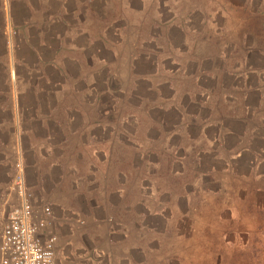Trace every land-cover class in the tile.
<instances>
[{"label": "rangeland", "instance_id": "obj_1", "mask_svg": "<svg viewBox=\"0 0 264 264\" xmlns=\"http://www.w3.org/2000/svg\"><path fill=\"white\" fill-rule=\"evenodd\" d=\"M10 67L0 232L20 162L61 264H264V0H0Z\"/></svg>", "mask_w": 264, "mask_h": 264}, {"label": "built area", "instance_id": "obj_2", "mask_svg": "<svg viewBox=\"0 0 264 264\" xmlns=\"http://www.w3.org/2000/svg\"><path fill=\"white\" fill-rule=\"evenodd\" d=\"M12 186L19 202L6 215L0 232V264H61L55 253L56 235L50 208L34 210L24 185L20 162Z\"/></svg>", "mask_w": 264, "mask_h": 264}, {"label": "crops", "instance_id": "obj_3", "mask_svg": "<svg viewBox=\"0 0 264 264\" xmlns=\"http://www.w3.org/2000/svg\"><path fill=\"white\" fill-rule=\"evenodd\" d=\"M14 80H15L14 74H13L12 68L10 67L8 69L6 81L7 82L13 81V83L12 82L10 83L11 92H10V95H7L8 105L6 106L7 108H4V106L2 105L4 103H1L2 102L1 101L0 102V109H2V110L3 109H8V108L10 109V114H9V119L10 120L9 121H11V124L9 126L3 120L2 121L4 123L2 121H0V166L7 165L9 163V160H7V158H8L7 157V150H8L9 145H8L7 142L10 140V133H11V130L13 128L14 121L16 120V117H18V108L16 107V95H15V84H14ZM8 92H9V90H8ZM22 119H24V118H22ZM7 129H9V132H8ZM0 238H1V236H0Z\"/></svg>", "mask_w": 264, "mask_h": 264}]
</instances>
